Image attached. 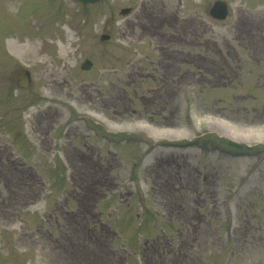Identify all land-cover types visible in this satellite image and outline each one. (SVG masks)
<instances>
[{"label": "rangeland", "instance_id": "374dc122", "mask_svg": "<svg viewBox=\"0 0 264 264\" xmlns=\"http://www.w3.org/2000/svg\"><path fill=\"white\" fill-rule=\"evenodd\" d=\"M214 1L0 0V264H264V149L211 136L264 146V0Z\"/></svg>", "mask_w": 264, "mask_h": 264}, {"label": "water", "instance_id": "95a60500", "mask_svg": "<svg viewBox=\"0 0 264 264\" xmlns=\"http://www.w3.org/2000/svg\"><path fill=\"white\" fill-rule=\"evenodd\" d=\"M79 1H81L83 3H94V2H98L100 0H79ZM130 10H131V8H123L122 12L127 13ZM210 13L218 19L226 18L228 15V4H227V2L224 0H216L210 9ZM102 37H103V39H107V38H109V35L103 34ZM92 65H93V62L90 59H86L82 63V67L86 68V69H89L90 67H92Z\"/></svg>", "mask_w": 264, "mask_h": 264}, {"label": "bare ground", "instance_id": "6f19581e", "mask_svg": "<svg viewBox=\"0 0 264 264\" xmlns=\"http://www.w3.org/2000/svg\"><path fill=\"white\" fill-rule=\"evenodd\" d=\"M15 45V44H14ZM23 48V46H21ZM13 51L20 55V52L18 48H15V46L13 47ZM24 51V50H22ZM4 148V147H3ZM55 242L58 243V244H61L64 248H63V251L66 253V258L67 259H75L76 262L78 263H84L87 259H88V256L86 254H78L76 255V252L78 253L79 249L77 248V250H75L74 252L73 251V248H72V243H67V242H64L62 240H60V238H55Z\"/></svg>", "mask_w": 264, "mask_h": 264}]
</instances>
